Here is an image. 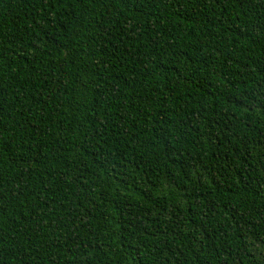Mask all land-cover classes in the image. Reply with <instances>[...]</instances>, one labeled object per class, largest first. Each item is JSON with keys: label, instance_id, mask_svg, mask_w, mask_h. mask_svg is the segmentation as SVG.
<instances>
[{"label": "trees", "instance_id": "obj_1", "mask_svg": "<svg viewBox=\"0 0 264 264\" xmlns=\"http://www.w3.org/2000/svg\"><path fill=\"white\" fill-rule=\"evenodd\" d=\"M0 264H264V0H0Z\"/></svg>", "mask_w": 264, "mask_h": 264}]
</instances>
